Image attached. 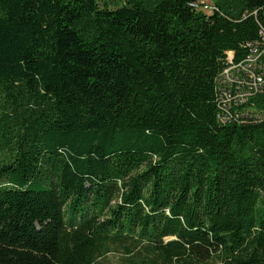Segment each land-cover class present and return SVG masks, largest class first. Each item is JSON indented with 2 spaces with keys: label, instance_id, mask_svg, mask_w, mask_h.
<instances>
[{
  "label": "trees",
  "instance_id": "obj_1",
  "mask_svg": "<svg viewBox=\"0 0 264 264\" xmlns=\"http://www.w3.org/2000/svg\"><path fill=\"white\" fill-rule=\"evenodd\" d=\"M195 1L0 0V264H264V0Z\"/></svg>",
  "mask_w": 264,
  "mask_h": 264
},
{
  "label": "built area",
  "instance_id": "obj_2",
  "mask_svg": "<svg viewBox=\"0 0 264 264\" xmlns=\"http://www.w3.org/2000/svg\"><path fill=\"white\" fill-rule=\"evenodd\" d=\"M202 2V1H201ZM194 7L205 13L213 10L214 6L199 4L196 0ZM259 39L248 42V52L245 55V63H236L233 59V51L226 52V66L217 77L219 90H222L221 103L228 111L230 106L237 102V97L250 94L252 90L264 86V29L259 30ZM230 104V105H229ZM229 107V108H228ZM227 112L223 113L227 117Z\"/></svg>",
  "mask_w": 264,
  "mask_h": 264
},
{
  "label": "bare ground",
  "instance_id": "obj_3",
  "mask_svg": "<svg viewBox=\"0 0 264 264\" xmlns=\"http://www.w3.org/2000/svg\"><path fill=\"white\" fill-rule=\"evenodd\" d=\"M237 63H245V58L241 61H237ZM250 95L251 94H243V96L237 97V102H244L247 99V97H249Z\"/></svg>",
  "mask_w": 264,
  "mask_h": 264
},
{
  "label": "rangeland",
  "instance_id": "obj_4",
  "mask_svg": "<svg viewBox=\"0 0 264 264\" xmlns=\"http://www.w3.org/2000/svg\"><path fill=\"white\" fill-rule=\"evenodd\" d=\"M197 1L199 4H206L208 7L214 5V0H197ZM110 262L114 263V259L112 258Z\"/></svg>",
  "mask_w": 264,
  "mask_h": 264
}]
</instances>
